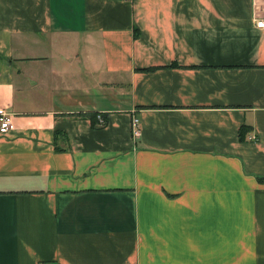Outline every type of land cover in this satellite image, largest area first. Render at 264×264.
Wrapping results in <instances>:
<instances>
[{
  "label": "crops",
  "instance_id": "obj_1",
  "mask_svg": "<svg viewBox=\"0 0 264 264\" xmlns=\"http://www.w3.org/2000/svg\"><path fill=\"white\" fill-rule=\"evenodd\" d=\"M262 17L0 0V264H264Z\"/></svg>",
  "mask_w": 264,
  "mask_h": 264
},
{
  "label": "built area",
  "instance_id": "obj_2",
  "mask_svg": "<svg viewBox=\"0 0 264 264\" xmlns=\"http://www.w3.org/2000/svg\"><path fill=\"white\" fill-rule=\"evenodd\" d=\"M255 24L258 28H264V17L255 18ZM99 123L104 122L102 114H98ZM12 127V114L3 107H0V135L7 133ZM132 131L133 135L138 136L141 131L140 118L133 116L132 119Z\"/></svg>",
  "mask_w": 264,
  "mask_h": 264
},
{
  "label": "trees",
  "instance_id": "obj_3",
  "mask_svg": "<svg viewBox=\"0 0 264 264\" xmlns=\"http://www.w3.org/2000/svg\"><path fill=\"white\" fill-rule=\"evenodd\" d=\"M246 127H247L246 125H243V126H242V135L245 133V131H246Z\"/></svg>",
  "mask_w": 264,
  "mask_h": 264
}]
</instances>
